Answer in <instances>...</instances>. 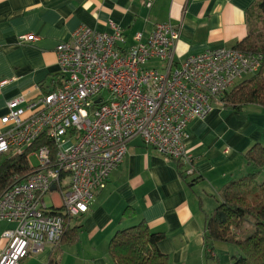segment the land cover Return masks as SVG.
<instances>
[{
	"label": "built area",
	"instance_id": "1",
	"mask_svg": "<svg viewBox=\"0 0 264 264\" xmlns=\"http://www.w3.org/2000/svg\"><path fill=\"white\" fill-rule=\"evenodd\" d=\"M154 2L144 0L145 8ZM108 28L73 31L55 49V90L8 102L0 118V161L25 156L29 169L0 194V222L13 226L2 234L0 264H22L56 246L65 218L89 212L134 139L183 165V178L193 177L187 125L206 119L237 82L261 69L262 56L222 48L177 63L179 29L170 23L155 25L147 39L136 34L129 48L118 25ZM35 41L25 35L18 44ZM50 195L58 203L47 205Z\"/></svg>",
	"mask_w": 264,
	"mask_h": 264
},
{
	"label": "crops",
	"instance_id": "2",
	"mask_svg": "<svg viewBox=\"0 0 264 264\" xmlns=\"http://www.w3.org/2000/svg\"><path fill=\"white\" fill-rule=\"evenodd\" d=\"M257 1L155 0L147 9L144 0H0V118L8 102L21 97L33 102L54 91L59 72L55 49L78 27L109 33L108 25L114 23L123 30L129 48L136 34L146 39L155 25L170 23L179 29L178 63L207 50L232 49L243 41L247 15ZM25 35L37 41L19 45ZM186 135L194 176L185 181L183 165L159 156L139 139L128 144L106 188L89 212L77 218L79 241L84 238L96 253L86 256V264L89 260L112 264L107 257L111 238L141 222L164 236L158 249L170 264L218 263L215 250L221 244L213 245L211 253L204 248L205 216L217 208L223 189L250 171L244 154L256 144L264 148V109L249 106L236 112L223 109L219 101L206 119L187 125ZM126 209L133 215L123 217ZM12 229L0 222V253L6 244L2 234ZM53 248L46 247L22 264H48ZM77 258L78 253L63 249L59 264H76Z\"/></svg>",
	"mask_w": 264,
	"mask_h": 264
},
{
	"label": "trees",
	"instance_id": "3",
	"mask_svg": "<svg viewBox=\"0 0 264 264\" xmlns=\"http://www.w3.org/2000/svg\"><path fill=\"white\" fill-rule=\"evenodd\" d=\"M247 28V37L232 49L260 55L263 60L256 75L221 97L223 109L236 112L247 106L264 109V0H258L250 9ZM244 159L249 174L229 183L219 196L217 208L205 216L203 243L209 253L216 244L235 246L238 252L231 256L230 264H264V181L258 182L264 170V148L259 144L252 146ZM28 171L25 156L4 157L0 161V194L15 176L22 177ZM196 182L198 180L191 181L189 185ZM132 215L133 211L129 209L123 213L126 218ZM71 220L65 218L64 234L54 246L48 264H59L64 247L77 243L79 227H72ZM163 238L162 234L152 233L147 224L141 222L118 231L111 238L107 257L112 264H170L158 249Z\"/></svg>",
	"mask_w": 264,
	"mask_h": 264
},
{
	"label": "rangeland",
	"instance_id": "4",
	"mask_svg": "<svg viewBox=\"0 0 264 264\" xmlns=\"http://www.w3.org/2000/svg\"><path fill=\"white\" fill-rule=\"evenodd\" d=\"M249 78L250 77H244L242 80L245 81V80H248ZM241 82L242 81L237 82L236 85L241 83ZM216 107H221V106L217 105ZM247 107H249V106H247ZM245 108H244V111H245ZM29 162L32 165V167H36L37 166V161H36V159L34 157H31ZM248 174H249V172L245 173V175L243 177H241V178H244ZM263 181H264V170H263V172L261 173V175H260V177L258 179L259 183H262ZM45 202H46L47 205H52V204H56L57 203V202H55L54 195L46 196L45 197ZM71 226L72 227H76L77 226V219H72L71 220ZM80 230L81 229H79V231ZM79 237H78V241H77L76 244H74V245H72L70 247H64V249L70 248V253L71 254H74V255L77 254V253L79 254L80 258H77L76 264H86L84 262V260L86 259V256L87 255H91V256L95 257L96 253L92 250V248L89 245H87L85 243V239L84 238L82 239V241H79ZM213 252H214V250H213ZM237 252H238L237 248L235 246H232V245H221V246L218 245V246H216L215 253H216L217 257L219 258V261H218L217 264H229L231 256L236 255ZM67 261L71 262V260H67ZM207 263L210 264L209 262H207ZM87 264H93V263L89 260V262Z\"/></svg>",
	"mask_w": 264,
	"mask_h": 264
},
{
	"label": "water",
	"instance_id": "5",
	"mask_svg": "<svg viewBox=\"0 0 264 264\" xmlns=\"http://www.w3.org/2000/svg\"><path fill=\"white\" fill-rule=\"evenodd\" d=\"M51 191H55V187H52Z\"/></svg>",
	"mask_w": 264,
	"mask_h": 264
}]
</instances>
